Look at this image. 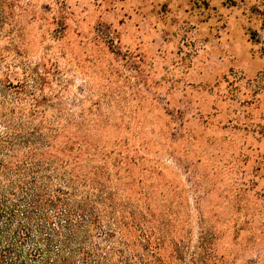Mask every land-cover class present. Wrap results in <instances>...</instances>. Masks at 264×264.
<instances>
[{
    "label": "rangeland",
    "instance_id": "374dc122",
    "mask_svg": "<svg viewBox=\"0 0 264 264\" xmlns=\"http://www.w3.org/2000/svg\"><path fill=\"white\" fill-rule=\"evenodd\" d=\"M2 2L29 7L9 76L79 172L104 163L188 246L203 232L225 264H264V0Z\"/></svg>",
    "mask_w": 264,
    "mask_h": 264
},
{
    "label": "trees",
    "instance_id": "16d2710c",
    "mask_svg": "<svg viewBox=\"0 0 264 264\" xmlns=\"http://www.w3.org/2000/svg\"><path fill=\"white\" fill-rule=\"evenodd\" d=\"M28 8L0 3V264H225L213 236L190 247L171 210L121 197L104 163L83 176L69 161L74 143L59 142L62 131L38 117L43 100L12 81L4 60Z\"/></svg>",
    "mask_w": 264,
    "mask_h": 264
}]
</instances>
